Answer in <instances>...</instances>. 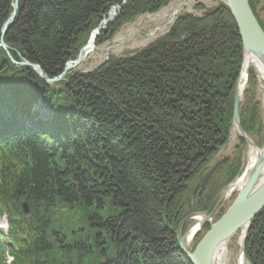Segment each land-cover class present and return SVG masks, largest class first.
Masks as SVG:
<instances>
[{"label":"trees","instance_id":"16d2710c","mask_svg":"<svg viewBox=\"0 0 264 264\" xmlns=\"http://www.w3.org/2000/svg\"><path fill=\"white\" fill-rule=\"evenodd\" d=\"M173 1L127 0L94 46ZM247 1L264 32L256 9L264 0ZM12 2L0 0V29ZM121 2L19 0L2 38L8 52L0 48V217L7 222L0 264L7 256L10 264H190L177 248L178 227L206 212L243 170L240 138L232 156L217 160L233 128L242 63L223 3L200 17L182 13L145 48L87 73L68 72L56 84L19 65L58 77ZM256 87L249 68L238 120L247 136L261 137L260 146ZM36 105L50 117L38 118ZM242 252L247 264H264V208Z\"/></svg>","mask_w":264,"mask_h":264},{"label":"water","instance_id":"95a60500","mask_svg":"<svg viewBox=\"0 0 264 264\" xmlns=\"http://www.w3.org/2000/svg\"><path fill=\"white\" fill-rule=\"evenodd\" d=\"M127 0H122L120 5H116L111 7L106 15V19L101 21L100 25L95 29L94 36L92 38V44H94L95 39L100 34L101 30L104 26L109 25L114 21L119 11L125 6ZM226 6L228 7L232 19L235 23L240 41L242 46V55L243 58L245 56H253L256 59L264 58V32L259 27L258 22L256 21L247 0H224ZM19 7V0H13L12 2V12L8 19L3 23L0 29V48L5 52H8V48L3 41V36L9 30L11 26V22L14 19L16 12ZM111 15V16H110ZM88 45V44H87ZM84 46L76 60L73 63H67L64 66L63 73L57 77L56 79H48L43 74L42 70L37 65H32L27 62L20 63V66H27L31 68L36 75L46 84H54L56 82L61 81L65 72L68 70L76 68L84 58V50L87 47ZM12 64L15 62L11 59ZM238 96L234 95L233 102V126L237 130V136L245 142L247 147H254L253 142L243 133L240 128L238 121ZM264 157V145L260 150V154L256 159V163L253 165L251 172L249 173L247 180L241 190L238 192L236 197L234 198L231 205L224 212V214L214 223L212 224L208 231L202 236V238L198 241L196 246L192 249L191 252L186 251L183 247V239L180 235V229L182 225L189 219L194 216H202L207 217L210 216L218 202L221 200L223 196V192L225 189H228L229 184L226 188L222 189L216 198L213 200L207 212L202 214H193L183 220L177 230V248L179 252L187 259L190 264H214V255L216 250L221 246L225 245L237 232L241 229L245 228V234L249 228L251 221L256 217V215L264 208V181L261 184L257 185V180L260 174V170L262 167V159ZM23 213L28 215L29 210L26 203H22ZM244 234V237H245ZM243 237V240H244ZM242 240V245H243ZM242 248V246H241Z\"/></svg>","mask_w":264,"mask_h":264},{"label":"rangeland","instance_id":"374dc122","mask_svg":"<svg viewBox=\"0 0 264 264\" xmlns=\"http://www.w3.org/2000/svg\"><path fill=\"white\" fill-rule=\"evenodd\" d=\"M176 1H178L179 4L180 3L183 4L184 6H183L182 10L180 12H178V14L175 15L169 21V24H168V21L165 19H160V16L168 14L169 11H171L173 9V3H175ZM176 1L171 2L166 8L162 9L161 11H159L155 15L141 16L138 19H136L135 21H133L132 23L123 26L119 30V32L116 35H114V37L111 39V41L106 42L99 47L94 46L93 54L91 56L87 57L86 59H83V61L76 68L68 70L67 72H65L64 76L68 72L69 73L70 72L87 73V72L93 71L94 69L99 67L101 64H103L107 60V58H109V57H116V58L128 57L131 54H133L134 52L145 48L148 44H150L155 39L163 36L167 32L168 28L170 27V25L172 24L174 19L179 14L188 13V14L200 17L205 10L210 9V8H214L219 3H223V0H176ZM263 5H264V2H260L257 5L256 9L258 10L257 12H258L259 19L264 22V6ZM200 6L203 7V10L197 9V7L199 8ZM73 62L74 61L68 62V63H73ZM253 70L255 72L254 68H253ZM63 71H64V69H63ZM239 74H240V72H239ZM64 76L61 79V81L64 79ZM256 77H257V87L255 90V100H256V102H258L259 107H260V123H261V125L264 126V80H262L261 77L257 74H256ZM56 78H53V79H56ZM246 81H247V74H246ZM246 81H245L243 90L245 89ZM56 83H58V82H56ZM56 83H54V84H56ZM50 85H52V84H50ZM236 86H237V83H236ZM235 90H236V87H235ZM242 95H243V92H242L239 100L242 99ZM33 112H35L37 114L38 118H49L50 114H51L50 110L40 108L39 105H36L33 107ZM232 115H233V111H232ZM232 120H233V118H232ZM263 129H264V127H263ZM247 137L254 144H255V142H258L259 140H261V137H252V138L249 136H247ZM238 138L239 137L237 136L236 129L233 126V128L230 131V136H229L227 145L225 146V148L223 150L220 151V153L217 156V160L222 159L224 157L232 156L235 147L238 145ZM263 145H264V140H262V143L260 146H258V148L262 147ZM248 149L249 148L246 146V148L244 149V151L242 153L243 168H244L246 160H247ZM235 197H236L235 193H233L228 198H227V196L225 197V195H223L221 197V200L222 199L223 200L218 202V204L214 210L215 214L212 213V216H213L212 221L213 222H216V220H217L216 214L218 215L220 210H224V212H225L228 209V207L231 205V203L233 202ZM224 198H227V199L224 200ZM183 225H186V230L183 234H181V229H182ZM183 225L180 229V235H181L182 239H184V236L187 234L188 230L190 229L192 222L189 219ZM0 229L6 230V223H5L4 218H2V219L0 218ZM240 231L237 232L232 237L231 241L229 242V244L227 246V251L224 254V258H223L224 264H236L237 263V256L239 255V253H241V250L238 248V245H237L238 240L240 238V234H241ZM204 234L205 233H202V230H201L197 234V236L200 235V237L202 238V236ZM244 239H245V237H244ZM176 240H177V234H176ZM243 243H244V240H243ZM195 246H196V242H195V240H192L186 251H189V252L192 251V249ZM242 248H243V245H242ZM10 262H11V260L8 259V263H10ZM245 264H247L246 261H245Z\"/></svg>","mask_w":264,"mask_h":264},{"label":"bare ground","instance_id":"6f19581e","mask_svg":"<svg viewBox=\"0 0 264 264\" xmlns=\"http://www.w3.org/2000/svg\"><path fill=\"white\" fill-rule=\"evenodd\" d=\"M176 1V0H174ZM173 1V2H174ZM223 4L226 6L225 4V1L223 0ZM169 5V4H168ZM183 4H179L178 1H176L175 3H173V9L171 11H169L168 14L166 15H162L160 16V19H165L168 21V24H169V21L175 16L178 14V12H180L183 8ZM167 7V6H166ZM165 7V8H166ZM227 7V6H226ZM228 8V7H227ZM164 9V8H162ZM161 9V10H162ZM160 10V11H161ZM229 10V9H228ZM109 12V11H108ZM108 12L105 14L104 19H106V15L108 14ZM230 12V11H229ZM180 15V14H179ZM178 15V16H179ZM231 15V14H230ZM111 16V15H110ZM146 16V15H145ZM151 16V15H150ZM177 16V17H178ZM232 17V16H231ZM102 20V21H103ZM175 20V19H174ZM257 21V20H256ZM113 22V21H112ZM174 22V21H173ZM172 22V23H173ZM172 25V24H171ZM170 25V27H171ZM105 27V26H104ZM169 27V28H170ZM260 27V26H259ZM168 28V30H169ZM261 28V27H260ZM167 30V32H168ZM262 30V29H261ZM263 31V30H262ZM166 32V33H167ZM165 33V34H166ZM94 36V31L91 33L90 37H89V40L87 42V47L85 48L84 50V58L83 59H86L87 57L91 56L94 52V46L92 44V38ZM149 45V44H148ZM108 59V58H107ZM249 68H254L255 69V73L257 75H259L261 77L262 80H264V58H260V59H256L255 57L253 56H245L243 58V55H242V63H241V70H240V74H239V77H238V81H237V86H236V94L238 96V99L240 98L242 92H243V88H244V84H245V81H246V74L248 72V69ZM240 100H238V103H239ZM234 102V100H233ZM237 103V104H238ZM237 110H238V105H237ZM238 115V113H237ZM241 128V127H240ZM242 130V129H241ZM243 131V130H242ZM236 133H237V130H236ZM244 133V132H243ZM253 145H255L253 143ZM256 146V145H255ZM248 156H247V160H246V163H245V166L240 174V176H238V178L234 179L231 183V185L229 186L228 189H225L224 192H223V195H225V197L227 196V198L229 196H231L233 193H235L236 195L238 194V192L241 190V188L244 186L246 180H247V177L249 175V173L251 172L252 170V167L253 165L256 163V159L258 157V155L260 154V150L262 149V147L258 148V146H256V149L254 147H248ZM223 150V149H222ZM221 151V150H220ZM220 151L218 152V154L220 153ZM217 154V156H218ZM262 161V167H261V170H260V174H259V177H258V180H257V185L258 184H261L263 181H264V157L263 159L261 160ZM224 189V188H223ZM227 198H224L227 199ZM223 200V199H222ZM220 200V201H222ZM23 203H26V202H23ZM27 205V203H26ZM28 206V205H27ZM207 212V211H206ZM205 213V212H204ZM214 213V212H213ZM215 214V213H214ZM215 216V215H214ZM216 217H217V214H216ZM220 218V217H219ZM218 218V219H219ZM213 219V216L212 214L210 216H207V217H202V216H194L193 218L190 219V221L192 222V225L190 227V229L188 230L187 234L184 236V239H183V248L185 250H187L188 246L190 245L191 241L192 240H195L197 234L201 231L202 227L203 226H208L210 227L212 224H214L215 222L212 221ZM217 219V220H218ZM216 220V221H217ZM241 234H240V238L238 240V248L241 250V253H239V255L237 256V263L236 264H245V260H244V257H243V248H241V244H242V240H243V237H244V234H245V228L241 229ZM201 239V238H200ZM199 239V240H200ZM232 239V238H231ZM231 239L225 244V245H221L215 252V255H214V264H224L223 263V258H224V254L226 253L227 251V246L229 244V242L231 241ZM198 243V241H197ZM196 243V244H197ZM189 252V251H188ZM191 252V251H190Z\"/></svg>","mask_w":264,"mask_h":264}]
</instances>
